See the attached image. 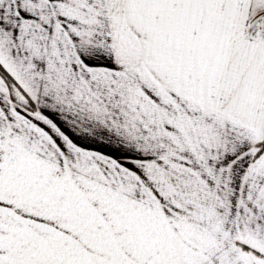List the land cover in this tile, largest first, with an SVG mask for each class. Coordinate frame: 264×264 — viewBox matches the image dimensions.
Listing matches in <instances>:
<instances>
[{"label":"snow or ice","instance_id":"6c2138e0","mask_svg":"<svg viewBox=\"0 0 264 264\" xmlns=\"http://www.w3.org/2000/svg\"><path fill=\"white\" fill-rule=\"evenodd\" d=\"M0 264H264V0H0Z\"/></svg>","mask_w":264,"mask_h":264}]
</instances>
